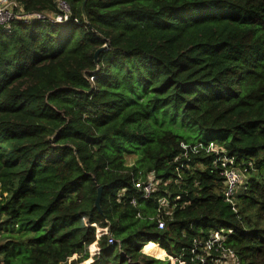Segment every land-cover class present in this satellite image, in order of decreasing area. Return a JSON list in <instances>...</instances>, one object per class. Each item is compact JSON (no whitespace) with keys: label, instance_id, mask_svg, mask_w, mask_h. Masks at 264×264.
Masks as SVG:
<instances>
[{"label":"trees","instance_id":"16d2710c","mask_svg":"<svg viewBox=\"0 0 264 264\" xmlns=\"http://www.w3.org/2000/svg\"><path fill=\"white\" fill-rule=\"evenodd\" d=\"M8 1L0 264H199L217 231L264 264V0H65L66 23L57 0Z\"/></svg>","mask_w":264,"mask_h":264},{"label":"built area","instance_id":"2783aa9c","mask_svg":"<svg viewBox=\"0 0 264 264\" xmlns=\"http://www.w3.org/2000/svg\"><path fill=\"white\" fill-rule=\"evenodd\" d=\"M57 10L59 14L57 16L50 18V21L53 23H66L69 19V5L65 0H57ZM12 3L8 0H0V24H4L7 28L10 21L13 19V14L11 11ZM37 19L46 18L45 15L37 14L34 15ZM26 18V17H23ZM26 21H30V18H27ZM184 149L189 147L183 145ZM196 149V148H194ZM209 152H215L219 155V149L215 146L214 143L209 145ZM219 157V156H218ZM222 171L221 175L225 179L226 189L224 191L225 199L234 205L235 197L239 192L241 185L244 183V173H242L239 168L235 165L233 159L225 158L222 160ZM154 176L151 175L150 179L146 182L139 180L134 183L138 192L141 193L142 199H149L155 189L156 183L153 181ZM165 199L160 200L164 202ZM134 206H137V200L132 201ZM158 228H165V221L160 219L159 216L156 217ZM232 233V231H229ZM109 242L112 244L114 240L109 238ZM225 242V236L223 231H217L213 233L207 240L203 241H194L192 254L195 256L194 261L199 262V264H224L228 261L238 263V260L235 257V253L227 248H224L223 243Z\"/></svg>","mask_w":264,"mask_h":264},{"label":"water","instance_id":"95a60500","mask_svg":"<svg viewBox=\"0 0 264 264\" xmlns=\"http://www.w3.org/2000/svg\"><path fill=\"white\" fill-rule=\"evenodd\" d=\"M55 5L57 6V3H55ZM84 11V9H83ZM104 49V47L100 48L98 50V52L96 53V60H98V57H99V53ZM102 193H103V187H99L98 188V196H97V201H96V207L98 208V210H100L102 212V209H101V197H102Z\"/></svg>","mask_w":264,"mask_h":264},{"label":"rangeland","instance_id":"374dc122","mask_svg":"<svg viewBox=\"0 0 264 264\" xmlns=\"http://www.w3.org/2000/svg\"><path fill=\"white\" fill-rule=\"evenodd\" d=\"M194 128H195V130H197V132H198L199 134H202V133L200 132V130H199L198 127L194 126ZM206 137H211V136L206 135ZM213 137L217 138V135H214ZM135 160H136V157H134V156H128V157H127V163L130 164V165H131L132 163H134ZM150 256H151V255H150ZM153 257H154V256H153ZM155 258H156V257H155ZM158 259H159V258H158ZM224 264H239V263H235V262H232V261H228V262H226V263H224Z\"/></svg>","mask_w":264,"mask_h":264}]
</instances>
